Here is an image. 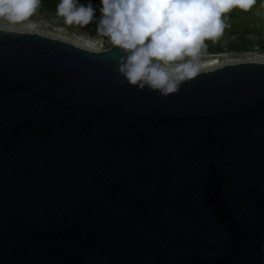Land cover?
<instances>
[{
    "label": "water",
    "instance_id": "95a60500",
    "mask_svg": "<svg viewBox=\"0 0 264 264\" xmlns=\"http://www.w3.org/2000/svg\"><path fill=\"white\" fill-rule=\"evenodd\" d=\"M107 41L0 29V264H264V62L163 97Z\"/></svg>",
    "mask_w": 264,
    "mask_h": 264
},
{
    "label": "clouds",
    "instance_id": "9594fccd",
    "mask_svg": "<svg viewBox=\"0 0 264 264\" xmlns=\"http://www.w3.org/2000/svg\"><path fill=\"white\" fill-rule=\"evenodd\" d=\"M258 0H101L97 34L107 37L123 55L116 70L131 87L163 97L177 94L197 77L205 41H216L233 10L251 11ZM40 0H0V28L27 21ZM56 13L67 25L88 26L94 21L91 2L60 0ZM264 16V3L256 12Z\"/></svg>",
    "mask_w": 264,
    "mask_h": 264
},
{
    "label": "rangeland",
    "instance_id": "374dc122",
    "mask_svg": "<svg viewBox=\"0 0 264 264\" xmlns=\"http://www.w3.org/2000/svg\"><path fill=\"white\" fill-rule=\"evenodd\" d=\"M81 4L85 5L84 0H79ZM260 3H264V0H258V3L252 10H256L260 8ZM251 10V11H252ZM229 15L228 24L232 22H240L243 21L242 25H251L253 23H249L250 21L253 22V20H248V16L250 17V11L245 13L240 10H233ZM252 16V15H251ZM239 18V20H237ZM244 18V20H242ZM248 18V19H245ZM99 20V17H95L94 21L90 23L88 26H80V25H67L64 23V19H58L54 17L51 13H48L46 11H39L36 9V12L27 20L20 24H17L13 26L15 31H21V32H37L41 35L53 37V38H60L66 41H69L74 44H79L83 47L94 48L97 51H104L109 49L110 44L107 41V37H103L97 34V22ZM246 21V22H245ZM249 21V22H248ZM0 24H6L5 21L0 20ZM35 26L34 30L31 29L29 26ZM240 25V26H242ZM0 29H6V28H0ZM66 33V34H65ZM243 34H235L231 37H228L224 42L222 43V46H228V45H236L243 44L245 42H251L257 39L255 35H247L242 36ZM238 36H242V38L238 39ZM81 38V39H79ZM243 39V41H241ZM210 40H208L209 42ZM210 54H201L200 61L201 65H207L211 63L217 62L219 66L225 65V64H232V63H238V62H252L251 60H259L260 62H264V52L257 51V50H251V51H231L227 53H214V56ZM262 60V61H261ZM212 67H210L211 69ZM213 69V68H212ZM206 70V69H203Z\"/></svg>",
    "mask_w": 264,
    "mask_h": 264
},
{
    "label": "flooded vegetation",
    "instance_id": "af4514ba",
    "mask_svg": "<svg viewBox=\"0 0 264 264\" xmlns=\"http://www.w3.org/2000/svg\"><path fill=\"white\" fill-rule=\"evenodd\" d=\"M85 4H88L89 2H91V0H84ZM99 2L101 3V0H99ZM259 9L256 10H252L250 11V17L248 16L249 21L253 20V22H249V23H253L251 25H242L240 23H242L243 21H240L239 18H237V20H239L240 22H232L229 23V27L225 28V30L223 31V33L221 34V36L219 38H217L216 41H205L206 44V48H209L211 50H214L213 52H203L201 54H210L212 56H214V53H227V52H231L230 51H225V49H228L229 47L232 46H249L252 45L254 47L257 48H263V50H257V51H261L264 52V16H257L256 12ZM244 20V18L242 19ZM246 22V21H245ZM242 25V26H240ZM235 34H243L242 36H247V35H255L257 37V39H255L254 41L251 42H245L243 44H236V45H228V46H222V43L224 42V40H226L228 37H231L232 35ZM242 36H238L239 38H242ZM241 41H243V39H241ZM221 51V52H220ZM212 56H207V57H212Z\"/></svg>",
    "mask_w": 264,
    "mask_h": 264
},
{
    "label": "trees",
    "instance_id": "16d2710c",
    "mask_svg": "<svg viewBox=\"0 0 264 264\" xmlns=\"http://www.w3.org/2000/svg\"><path fill=\"white\" fill-rule=\"evenodd\" d=\"M60 3V0H40V4L37 6V9L39 11H46L48 13H51L54 17L58 19H64L61 16H58L56 13L57 5ZM80 3V2H79ZM91 3L93 4L95 8V17H100V7L102 6L99 0H91ZM81 4V3H80ZM87 5V4H85ZM263 50V48H257L252 45H245V46H232L228 49H225V51H251V50ZM203 52H213L214 50H211L209 48H205L202 50ZM221 52V51H220Z\"/></svg>",
    "mask_w": 264,
    "mask_h": 264
},
{
    "label": "bare ground",
    "instance_id": "6f19581e",
    "mask_svg": "<svg viewBox=\"0 0 264 264\" xmlns=\"http://www.w3.org/2000/svg\"><path fill=\"white\" fill-rule=\"evenodd\" d=\"M31 29H33L34 30V28H35V26L33 25H31V26H29ZM36 29V28H35ZM66 34V33H65ZM79 39H81V38H79ZM81 41H82V39H81ZM77 46H80V47H82V48H86V49H89V50H92V51H97L96 49H94V48H89V46L88 47H83V46H81V45H79V44H76ZM260 60V59H259ZM259 60H251L252 62H260ZM262 61V60H261ZM260 63H262V62H260ZM220 64V63H219ZM217 62H215V63H211V64H207V65H201V70L200 71H204L203 69H206V70H211L212 68L214 69V68H216V67H218V65H219ZM210 67H212L211 69H210Z\"/></svg>",
    "mask_w": 264,
    "mask_h": 264
}]
</instances>
